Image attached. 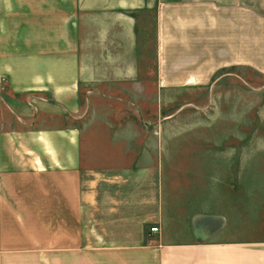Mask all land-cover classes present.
Wrapping results in <instances>:
<instances>
[{"label":"crops","instance_id":"crops-1","mask_svg":"<svg viewBox=\"0 0 264 264\" xmlns=\"http://www.w3.org/2000/svg\"><path fill=\"white\" fill-rule=\"evenodd\" d=\"M254 3L0 0V264H264V183H207L172 118L82 111L78 91L90 27L157 91L264 76Z\"/></svg>","mask_w":264,"mask_h":264},{"label":"rangeland","instance_id":"rangeland-1","mask_svg":"<svg viewBox=\"0 0 264 264\" xmlns=\"http://www.w3.org/2000/svg\"><path fill=\"white\" fill-rule=\"evenodd\" d=\"M253 1L251 9L264 15V0ZM98 30L83 29L81 37L82 111L93 106L146 120L172 118L160 126L173 128L176 149L190 151L186 158L193 153L200 159L207 183H264L263 75L230 67L215 72L205 87L157 91L155 76L122 74L145 61L128 57L130 45L119 31L105 42Z\"/></svg>","mask_w":264,"mask_h":264},{"label":"built area","instance_id":"built-area-1","mask_svg":"<svg viewBox=\"0 0 264 264\" xmlns=\"http://www.w3.org/2000/svg\"><path fill=\"white\" fill-rule=\"evenodd\" d=\"M148 233L149 234H155V233H158V227H150L149 229H148Z\"/></svg>","mask_w":264,"mask_h":264}]
</instances>
